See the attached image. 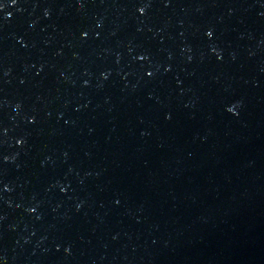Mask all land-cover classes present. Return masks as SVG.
Here are the masks:
<instances>
[{"label":"water","instance_id":"95a60500","mask_svg":"<svg viewBox=\"0 0 264 264\" xmlns=\"http://www.w3.org/2000/svg\"><path fill=\"white\" fill-rule=\"evenodd\" d=\"M0 264H264V0H0Z\"/></svg>","mask_w":264,"mask_h":264},{"label":"clouds","instance_id":"9594fccd","mask_svg":"<svg viewBox=\"0 0 264 264\" xmlns=\"http://www.w3.org/2000/svg\"><path fill=\"white\" fill-rule=\"evenodd\" d=\"M229 111H231V109H229Z\"/></svg>","mask_w":264,"mask_h":264}]
</instances>
